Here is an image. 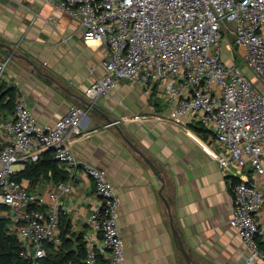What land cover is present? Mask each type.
Returning a JSON list of instances; mask_svg holds the SVG:
<instances>
[{
	"label": "built area",
	"instance_id": "obj_1",
	"mask_svg": "<svg viewBox=\"0 0 264 264\" xmlns=\"http://www.w3.org/2000/svg\"><path fill=\"white\" fill-rule=\"evenodd\" d=\"M41 1L77 20L84 41L108 45L105 72L85 92L89 109L124 79L142 85L147 93L157 88L168 103L169 119L190 121L212 132L222 167L252 169L258 182L240 180L233 186L230 225L249 249V261L264 264L259 244L264 228L258 220L264 209V92L242 67L248 66L264 85V0ZM224 40L236 48L231 63L222 58ZM9 63V57L0 60V82ZM86 112L73 104L55 123L41 124L18 94L14 117L0 120V203L8 207L24 243L21 256L30 264H40L49 242L61 247L65 207L55 192L47 199L29 190L16 179L20 169L15 166L53 150L59 162L76 171L80 164L70 137L82 132ZM83 168L101 201L86 218L85 262L120 264L126 258L119 225L121 199L104 168L87 163ZM58 188L70 191L66 183H58Z\"/></svg>",
	"mask_w": 264,
	"mask_h": 264
},
{
	"label": "crops",
	"instance_id": "obj_2",
	"mask_svg": "<svg viewBox=\"0 0 264 264\" xmlns=\"http://www.w3.org/2000/svg\"><path fill=\"white\" fill-rule=\"evenodd\" d=\"M107 54L106 43L84 41L80 23L55 4L0 0V60L10 58L3 84L17 87L41 124L55 123L73 104L87 111L82 132L70 137L80 167L69 171L59 162L69 174L59 183L70 191H61L51 172L30 187L47 199L52 192L60 196L68 245L76 250L78 234L88 230L87 216L101 202L84 172L87 163L107 171L122 202L126 258L120 264H187L173 221L196 264H253L230 218L233 186L240 180L258 182V177L251 168L222 167L212 132L169 119L168 103L157 88L147 93L124 79L89 109L85 92L104 74ZM13 117L14 111H0V120ZM118 119L119 125H110ZM0 216L10 219L21 241L9 210ZM258 220L264 228V209ZM259 244L264 248V234Z\"/></svg>",
	"mask_w": 264,
	"mask_h": 264
},
{
	"label": "trees",
	"instance_id": "obj_3",
	"mask_svg": "<svg viewBox=\"0 0 264 264\" xmlns=\"http://www.w3.org/2000/svg\"><path fill=\"white\" fill-rule=\"evenodd\" d=\"M18 96L17 87L13 84L4 85L0 82V111H14L16 98ZM202 127V126H200ZM202 129H205L204 127ZM52 173V176L59 183L69 177L68 170L59 167V161L55 158L53 150H46L37 161L27 162L16 175L19 181H28V189L34 187L42 178ZM5 204L0 203V213L7 210ZM10 219L0 216V264H29L27 259L21 256L23 246L18 235L10 229ZM63 237V244L59 249L55 248L52 242L47 244V255L40 261L41 264H86V249L84 236L78 234L76 250L68 245L67 237Z\"/></svg>",
	"mask_w": 264,
	"mask_h": 264
},
{
	"label": "rangeland",
	"instance_id": "obj_4",
	"mask_svg": "<svg viewBox=\"0 0 264 264\" xmlns=\"http://www.w3.org/2000/svg\"><path fill=\"white\" fill-rule=\"evenodd\" d=\"M226 41H222L221 47H222V58L227 62H232V57L236 55V48L233 45H230L229 43H225ZM230 45V46H229ZM240 61V60H239ZM244 73L246 76L250 79H253L254 83L260 88L262 92H264V85L263 83L256 77H253L254 74L252 70L248 67L242 64ZM20 166H15V168H19ZM124 240V239H123ZM125 243V241H124Z\"/></svg>",
	"mask_w": 264,
	"mask_h": 264
},
{
	"label": "water",
	"instance_id": "obj_5",
	"mask_svg": "<svg viewBox=\"0 0 264 264\" xmlns=\"http://www.w3.org/2000/svg\"><path fill=\"white\" fill-rule=\"evenodd\" d=\"M29 61V60H28ZM88 103V102H87ZM151 165L153 166V164L151 163ZM166 204L168 205V202L165 200ZM172 229H173V233L175 235V237L178 239L179 241V245L181 246V251L183 252L185 259L187 261V264H196L195 261L193 260V258L191 257V255L187 252L184 244L182 243L180 237H179V233L174 225V221L172 222Z\"/></svg>",
	"mask_w": 264,
	"mask_h": 264
}]
</instances>
